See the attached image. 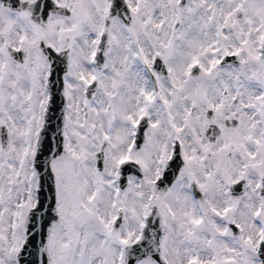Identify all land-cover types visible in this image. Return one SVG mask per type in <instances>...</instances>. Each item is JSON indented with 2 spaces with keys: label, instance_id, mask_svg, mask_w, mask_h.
Masks as SVG:
<instances>
[{
  "label": "snow or ice",
  "instance_id": "obj_1",
  "mask_svg": "<svg viewBox=\"0 0 264 264\" xmlns=\"http://www.w3.org/2000/svg\"><path fill=\"white\" fill-rule=\"evenodd\" d=\"M0 264H264V0H0Z\"/></svg>",
  "mask_w": 264,
  "mask_h": 264
}]
</instances>
